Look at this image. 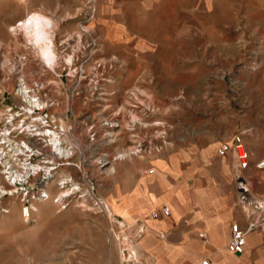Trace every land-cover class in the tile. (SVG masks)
I'll list each match as a JSON object with an SVG mask.
<instances>
[{
    "label": "rangeland",
    "instance_id": "374dc122",
    "mask_svg": "<svg viewBox=\"0 0 264 264\" xmlns=\"http://www.w3.org/2000/svg\"><path fill=\"white\" fill-rule=\"evenodd\" d=\"M34 13L53 25L48 67L19 27ZM20 78L58 105L74 147L62 160L38 144L50 177L23 189L0 166V264L116 263L112 158L146 171L201 126L264 146V0H0V113Z\"/></svg>",
    "mask_w": 264,
    "mask_h": 264
},
{
    "label": "crops",
    "instance_id": "0c3cea01",
    "mask_svg": "<svg viewBox=\"0 0 264 264\" xmlns=\"http://www.w3.org/2000/svg\"><path fill=\"white\" fill-rule=\"evenodd\" d=\"M190 132L184 146L154 154L146 171L143 160L112 158L103 200L108 214L123 224L142 222L138 264H264V224L247 232L241 253L226 249L230 224L242 229L247 217L236 203L235 154L227 151L221 157L217 150L239 133L210 137L206 126ZM241 141L249 157L243 172L254 194L264 199V173L255 165L264 158V146ZM151 212L158 217L148 219Z\"/></svg>",
    "mask_w": 264,
    "mask_h": 264
},
{
    "label": "built area",
    "instance_id": "2783aa9c",
    "mask_svg": "<svg viewBox=\"0 0 264 264\" xmlns=\"http://www.w3.org/2000/svg\"><path fill=\"white\" fill-rule=\"evenodd\" d=\"M26 82L23 78L17 80V89L12 93V98L3 113H0V166L2 170L5 164L6 168L12 170H19L18 165L21 163L34 166L31 162L36 155L35 149L38 144L49 150V142H53L57 147L69 150V152L71 147H74L70 145V141H66L67 135L70 134V128H65L61 124L62 121L55 122L56 116L62 117V114L56 111L58 105L46 100L44 96L34 93L33 87L26 85ZM18 89L22 90L21 94L16 93ZM241 137L239 132L233 137L231 143L224 142L217 150V154L221 157L227 151L235 153L236 163L232 172L236 187V203L243 207L247 217V224L242 229L236 223L230 224L231 234L226 249L228 252L234 253L242 252L245 235L248 231L264 224V199L254 194L249 180L243 172L248 165L249 157ZM72 141L77 145L74 138ZM67 158L59 159L66 160ZM43 163L49 164L48 162ZM61 165H68V163H61ZM255 165L264 173V158L258 160ZM148 173L150 174L151 170ZM17 187L24 188L20 184H17ZM104 209L106 210L105 206ZM162 215H168L167 209H162ZM157 217L156 212H151L147 216L148 219ZM109 220L118 230L117 238L119 240L118 260L116 263L109 264H138L135 248L137 240L143 233L142 222L134 221L132 224H123L110 215ZM199 264H211V262L203 260Z\"/></svg>",
    "mask_w": 264,
    "mask_h": 264
},
{
    "label": "bare ground",
    "instance_id": "6f19581e",
    "mask_svg": "<svg viewBox=\"0 0 264 264\" xmlns=\"http://www.w3.org/2000/svg\"><path fill=\"white\" fill-rule=\"evenodd\" d=\"M24 25L27 29V41L28 43L36 49V53L39 58L43 61L44 65L47 67L56 62V55L53 51L52 36L50 30L53 25L49 18L34 13L27 16L23 23L19 25ZM67 62V61H66ZM16 93H22L21 89H18ZM48 148L56 155L58 158H67L69 151H65L62 148L56 146V143L49 142ZM19 170H12L6 168L4 165L5 174L9 182H12V186H17L20 182L27 180L29 176L35 177L38 173H42L44 177H50V170L48 167H41L38 165L29 166L24 163L18 165ZM112 168L110 172L112 173ZM45 179V178H42ZM39 181V180H37ZM40 182V181H39ZM46 184V183H45ZM62 189L65 188V183L60 185ZM2 194H0V197Z\"/></svg>",
    "mask_w": 264,
    "mask_h": 264
}]
</instances>
